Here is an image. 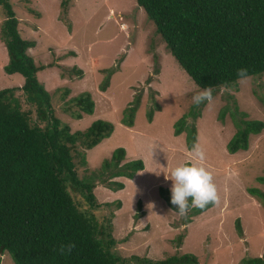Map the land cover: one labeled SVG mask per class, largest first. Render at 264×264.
I'll use <instances>...</instances> for the list:
<instances>
[{"label": "rangeland", "instance_id": "obj_1", "mask_svg": "<svg viewBox=\"0 0 264 264\" xmlns=\"http://www.w3.org/2000/svg\"><path fill=\"white\" fill-rule=\"evenodd\" d=\"M10 2L21 35L36 42L27 53L36 64L45 65L37 71V78L50 94L54 114L71 131L83 130L96 119L113 124L108 137L84 150V163L74 158L78 176L94 183L99 205L92 211L116 239L112 250L122 257L137 254L151 259L191 252L201 264H240L244 258L260 256L264 252V199L248 188L264 193V127L250 135L246 150L231 153L226 144L239 123L235 103L247 119L264 122V73L248 76L246 82L238 80L236 88L213 89L214 103L197 106L196 119L186 118L196 126V142L205 151V163L220 198L219 204L187 223L190 212L186 218L179 217L160 195L159 187L170 191L171 181L164 179L163 172L188 160L186 131L175 135V121L191 109L192 96L202 89L174 59L136 0ZM3 17L0 5V25ZM7 60L0 39V89L20 87L23 76L3 70ZM108 75L109 85L101 90L99 85ZM83 92L90 93L94 111L76 118L74 112L80 109L70 99ZM15 94L23 109L32 110V122L38 121L22 91ZM135 95L140 103L133 125L128 126L122 117ZM118 147L125 150L120 166L141 159L143 169L131 179L112 178L124 183L123 188L113 190L106 186L109 171L104 173L102 164ZM78 150L82 152L81 147ZM152 171L163 172L157 176ZM70 193L75 202L89 207L78 192ZM141 211L144 215L136 218ZM179 234H183L182 244L176 246ZM0 264L15 263L4 252Z\"/></svg>", "mask_w": 264, "mask_h": 264}, {"label": "trees", "instance_id": "obj_2", "mask_svg": "<svg viewBox=\"0 0 264 264\" xmlns=\"http://www.w3.org/2000/svg\"><path fill=\"white\" fill-rule=\"evenodd\" d=\"M136 3L198 88H236L240 68H246L248 76L264 73V0H136ZM0 5L4 16L0 39L8 56L3 70L24 78L20 87L0 89V255L9 253L15 264H201L191 252L151 259L137 254L122 257L112 250L116 239L92 211L99 205L93 193L94 183L78 176L74 158L84 163V150L108 137L113 124L96 119L83 130L71 131L68 124L61 122L54 114L50 94L37 78V71L45 65L36 64L27 53L36 42L21 35L10 0H0ZM108 85L109 75L99 87L105 90ZM18 89L26 104L34 108L38 121L32 122L30 108H22L15 94ZM70 101L80 109L74 112L76 118L94 111L89 92ZM139 103L140 97L135 95L124 110L123 123L133 125ZM234 115L239 120L238 127L226 144L231 153L246 150L250 135L264 127L262 120L247 119L246 112L239 110L236 103ZM189 116L192 119L199 116L195 104L175 121L174 134L186 131L191 149L196 142V126L186 121ZM124 155V148L118 147L102 164V171H109L106 186L113 190L123 188L124 183L112 178L131 179L143 169L141 159L120 166ZM71 190L82 195L89 207L75 202ZM248 192L264 199V193L256 188H248ZM159 193L175 210L170 203V191L159 187ZM212 205L203 210L192 209L185 222ZM143 215L141 211L135 217ZM236 225L241 232L238 220ZM182 239L183 234L176 237V246L182 244ZM69 244L75 245L71 253L62 254L61 245ZM240 264H264V252L244 258Z\"/></svg>", "mask_w": 264, "mask_h": 264}, {"label": "clouds", "instance_id": "obj_3", "mask_svg": "<svg viewBox=\"0 0 264 264\" xmlns=\"http://www.w3.org/2000/svg\"><path fill=\"white\" fill-rule=\"evenodd\" d=\"M240 82H246L248 70L240 68L237 70ZM229 89H225L228 91ZM192 102L199 106L201 104L212 105L214 103L213 89L211 87L197 91L192 96ZM153 154V149H152ZM206 154L202 146L196 142L188 152V160L176 167L169 169L167 173L155 172L157 176L164 173V179L171 181L170 203L175 206L179 217L186 218L188 213L194 209H205L209 204H219V194L213 180L212 172L206 166ZM74 244L61 245L59 251L62 254H70Z\"/></svg>", "mask_w": 264, "mask_h": 264}]
</instances>
